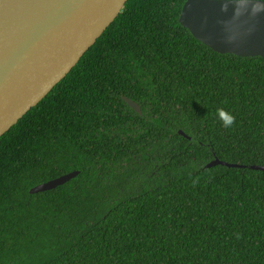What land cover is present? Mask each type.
Here are the masks:
<instances>
[{
  "label": "trees",
  "instance_id": "trees-1",
  "mask_svg": "<svg viewBox=\"0 0 264 264\" xmlns=\"http://www.w3.org/2000/svg\"><path fill=\"white\" fill-rule=\"evenodd\" d=\"M185 1L127 0L0 136V264H264V171L205 168L264 166V58L197 41Z\"/></svg>",
  "mask_w": 264,
  "mask_h": 264
},
{
  "label": "water",
  "instance_id": "water-1",
  "mask_svg": "<svg viewBox=\"0 0 264 264\" xmlns=\"http://www.w3.org/2000/svg\"><path fill=\"white\" fill-rule=\"evenodd\" d=\"M127 0H0V136L76 65ZM223 0H186L178 22L193 38L219 54L264 58V11L233 15ZM235 37L229 41L226 37ZM122 100L136 113L139 106ZM183 135L182 131H178ZM188 138V137H187ZM264 171L216 157L205 165ZM78 175L63 174L29 189V194L61 186Z\"/></svg>",
  "mask_w": 264,
  "mask_h": 264
},
{
  "label": "clouds",
  "instance_id": "clouds-1",
  "mask_svg": "<svg viewBox=\"0 0 264 264\" xmlns=\"http://www.w3.org/2000/svg\"><path fill=\"white\" fill-rule=\"evenodd\" d=\"M233 5V15H240L243 11L249 10L251 14H257L264 11V0H223L221 11L227 10L229 5ZM226 39L232 41L234 36L229 34ZM217 115L226 128H230L235 121V116L224 108L217 109Z\"/></svg>",
  "mask_w": 264,
  "mask_h": 264
}]
</instances>
